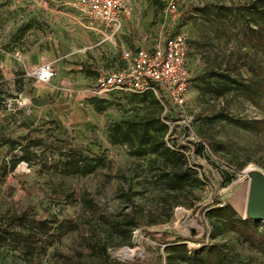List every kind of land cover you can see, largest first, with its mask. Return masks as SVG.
Listing matches in <instances>:
<instances>
[{"label":"rangeland","instance_id":"rangeland-1","mask_svg":"<svg viewBox=\"0 0 264 264\" xmlns=\"http://www.w3.org/2000/svg\"><path fill=\"white\" fill-rule=\"evenodd\" d=\"M151 1L143 0V5L128 15L122 40L141 43L149 40L146 34L152 28L162 25L155 20L159 5ZM208 1L233 5L245 0H190L187 12ZM70 12L61 5V0H49L46 8L35 0H0V141L6 135L27 134L31 128L36 130L33 136L44 140L41 147L33 148L32 162L21 163L0 179V221L6 218L5 222L12 223V229L21 234L16 235L21 238L13 248H0V264H106L111 258L125 263L154 264L157 255H162L165 261L164 247L173 240L184 238L193 246L212 241L213 228L206 217L210 208L229 203L238 216L247 218L243 211L244 179L254 178L253 169L264 172V131L254 133L206 118L224 112L248 122L261 120L264 94L252 100L237 90L220 97L205 94L200 76L211 68H227L240 81L255 83L262 79L255 76L253 69L258 65L264 67V53L249 44L243 45L235 36L237 31L214 12H208L206 18L196 14L187 20L192 41L189 67L193 83L184 115L172 113V142L193 152L192 160L199 166L203 184L188 188L187 193H167L154 172L149 171L151 156L137 158L130 154L126 144L111 141L110 127L143 114L144 103L121 93L109 96V101L97 109L82 92L99 77L94 69L97 60L94 52L75 54V63L82 65L71 75L79 82L78 89L62 91V96L43 93L32 97L35 89L68 76L58 72L49 83H42L34 73L27 75L20 59L34 50L41 63L40 56L55 35L62 51L61 38L69 33L71 40L73 35L68 32L70 22L63 14ZM184 18L182 15L174 20L168 31L182 29ZM238 24L242 22L239 20ZM154 36L155 33L151 37ZM76 37L75 34L73 38L78 44L74 47L86 42ZM72 46L69 44L70 50ZM120 57L117 59L110 53V57H104L103 67L121 64ZM3 58L10 63L1 64ZM43 65L37 64L36 71ZM186 115L193 118L194 131L190 134L184 130L189 118ZM199 140L212 147L217 162L196 151ZM73 149L89 157H100L107 165L86 176L62 175L52 166ZM10 151L9 145L0 146V172L3 158ZM23 214L21 223L18 216ZM128 221L135 225H128ZM60 222L62 227L58 229ZM253 224L264 233V220H253ZM33 237L35 241L31 242ZM220 240L239 260L238 264H264L262 253L238 244L231 233ZM125 248L141 250L143 254L122 257Z\"/></svg>","mask_w":264,"mask_h":264},{"label":"trees","instance_id":"trees-1","mask_svg":"<svg viewBox=\"0 0 264 264\" xmlns=\"http://www.w3.org/2000/svg\"><path fill=\"white\" fill-rule=\"evenodd\" d=\"M208 12H214L216 16L225 18L226 23L237 31L235 36L243 45L249 44L256 51L264 53V0H245L233 5L218 1L202 2L187 12L188 19L185 18V20H191L196 14L206 18ZM239 20L242 22L241 25L238 24ZM190 43L192 49L191 40ZM253 71L255 76H261L262 80L246 83L240 81L227 68H211L200 76L203 92L220 97L227 92L237 90L251 100L261 97L264 94V67L258 65ZM125 95L139 98L144 103L141 108L144 113L132 119L115 122L109 129L111 141L126 144L130 148V154L137 158L151 156L148 158L149 171L154 172L157 182L167 190V193L183 194L187 193L188 188L192 189L202 185L203 180L198 169L190 167L181 152L167 146L165 138L170 132V126L163 121L164 108L155 95L151 92ZM107 101L109 100L90 98V102L97 109H100V104ZM166 117L172 118L171 114ZM206 119L207 121L227 122L254 133L264 131V118L248 122L227 113L218 112ZM35 131V128H31L27 134L21 136L6 135L0 141V146L9 145L11 150L10 154L3 158L4 164L0 172L3 177L0 176V179L15 171L21 163L34 160L33 148L44 144L42 138L33 136ZM63 156H65L63 160L52 166L62 175L86 176L107 165L102 158L89 157L76 149L64 153ZM24 217V214L18 216L21 223L24 222ZM206 217L213 228L212 241H207L203 246H193L185 242L184 238L173 240L164 247L165 261L162 255H157L154 264H238L239 260L234 259L227 244L220 240L225 239L228 233L234 235L238 244L247 247L251 252L264 255V233L253 224L254 219L238 216L237 210L229 203L221 207L210 208L206 212ZM5 219L0 221V248L9 249L20 240L21 237H16V235L21 234L15 232L11 227L12 223L7 224ZM38 225L36 222V227ZM128 225L133 226L135 223L128 221ZM56 227L58 229L62 227V222ZM30 239L31 242L35 241L34 237ZM106 264L148 263L144 261L125 263L117 258H111Z\"/></svg>","mask_w":264,"mask_h":264},{"label":"built area","instance_id":"built-area-1","mask_svg":"<svg viewBox=\"0 0 264 264\" xmlns=\"http://www.w3.org/2000/svg\"><path fill=\"white\" fill-rule=\"evenodd\" d=\"M162 1L163 22H169L171 27L173 21L189 9L190 0ZM41 4L46 8L49 0H42ZM74 9L78 22L97 36L99 45H105L116 42L122 33L125 18L131 13L132 5L131 0H75ZM191 50L187 29L182 27L177 32L163 29L155 34L150 45L123 49L121 64L102 73L95 84L84 90V94L90 98L108 99L109 96L121 93H153L164 108L163 121L170 126V132L165 138L167 146L181 152L189 166L201 173L197 162L192 160L193 152L172 142L174 124L171 118L166 117L169 114L174 117L173 111L174 115L179 112L184 115L183 109L188 104V93L193 79V72L189 67ZM34 75L40 81L48 82L54 75V70L51 64H45ZM188 117L186 115V119ZM193 124V118L189 117L184 130L190 134L194 131ZM196 151L213 162L218 160L212 147L205 142L199 140Z\"/></svg>","mask_w":264,"mask_h":264},{"label":"crops","instance_id":"crops-1","mask_svg":"<svg viewBox=\"0 0 264 264\" xmlns=\"http://www.w3.org/2000/svg\"><path fill=\"white\" fill-rule=\"evenodd\" d=\"M38 5L42 8V0L38 1L35 0ZM74 1L75 0H61V5L66 6V8H68L71 12L70 13H63L64 15L66 14V16L68 17L66 20L69 21L70 23L68 24L69 26H67L68 32H71L72 35V39L70 40L71 34L68 33V36H64L61 38L62 40V51H60V43H59V39L58 36H53L48 48L45 49V51L42 53V55L40 56V60L42 61L41 63L39 61V59L37 58V53L34 50H31L30 52L26 53L25 55L22 56V58L20 59L25 71L27 72V75H31L33 74L37 68H35V66L37 64H51L52 68L54 70V75L51 77V79L48 82H42V83H49L51 80H53L52 78L58 74V72H60L61 74H66V76H68V78H64L63 81H56L54 80L51 84H48L46 86H44L43 89H35L34 90V94L32 95V97H39L41 95H43V93H48L47 95H50L52 97H54V93H58L59 96L63 95L62 91H70L73 92L75 91V89H78L77 85L78 83L75 82L74 79H72L71 75H74V70H78V69H82V65H79L77 63H75L77 60V56H75V54L77 52H83V53H87V52H94V55L96 56L97 60H96V64L93 63L95 65L96 68H94L99 76L114 68L115 66L118 65V63L116 62L115 65L111 68H104L103 64H105V59L104 57H110V53H112V57H117V59H119L120 57V52L125 49V48H140L142 46L145 45H150V41L152 40V34H158L160 33L163 29L168 30L169 29V22H165L164 24V20H163V9H164V2L162 0H152L151 2H157V4L159 5L158 11L155 15V20H159L160 22H162L161 26H157L155 28H152L148 34L149 35V40L146 41H141L138 42L136 41L134 44H129L128 42L122 40L121 38V34L118 36L117 40L115 43L112 44H105V45H99L98 44V38L97 36L90 32L89 30H87L86 28H84L77 20V17L75 15V9H74ZM131 5H132V9L133 10H137L139 9V7H141L143 5V0H131ZM62 17V15H58V17ZM183 17L187 18V12H185V14L183 15ZM129 18V16H127L125 18L124 21V26L126 25L127 19ZM184 18V20H185ZM167 25V26H166ZM174 23H172V27H173ZM71 27V28H70ZM166 27V28H165ZM183 27L185 29H187V20L184 21ZM75 34L78 36L76 37L77 39L79 38V36L86 41L85 43H83L81 46V48L74 47V44L77 45L78 42L74 41V36ZM89 39V40H88ZM72 43V47L73 49H69V44ZM118 53V54H116ZM100 55V57H99ZM9 60L4 59L1 60V64H3L4 62H7ZM10 63V61H9ZM70 74V75H68ZM80 74V73H79ZM98 79V78H97ZM96 79V80H97ZM40 81V80H39ZM63 82L65 84H63ZM63 85L65 86V88H62ZM90 86L92 85L91 83L89 84ZM88 88L84 87L82 92H84V90ZM39 93V94H37ZM52 108V107H51Z\"/></svg>","mask_w":264,"mask_h":264},{"label":"water","instance_id":"water-1","mask_svg":"<svg viewBox=\"0 0 264 264\" xmlns=\"http://www.w3.org/2000/svg\"><path fill=\"white\" fill-rule=\"evenodd\" d=\"M255 174L252 178L253 184L246 217L254 220H264V176L260 180L256 178Z\"/></svg>","mask_w":264,"mask_h":264},{"label":"bare ground","instance_id":"bare-ground-1","mask_svg":"<svg viewBox=\"0 0 264 264\" xmlns=\"http://www.w3.org/2000/svg\"><path fill=\"white\" fill-rule=\"evenodd\" d=\"M45 72L48 73L47 70ZM250 168L252 169L253 166L250 167ZM253 170L256 171V174H255L256 178L261 180V178H263V176H264V172L259 170L258 168L253 169ZM244 182H246L245 183V188H244L245 191H246V202H245V207H244L245 210H243V211L246 214L247 210H248V206H249V201H250V195H251L253 181H252V178L250 176H246L245 179H244ZM142 254H143V252L141 250L137 251V249L125 248L122 257H133V256H136V255H142Z\"/></svg>","mask_w":264,"mask_h":264}]
</instances>
